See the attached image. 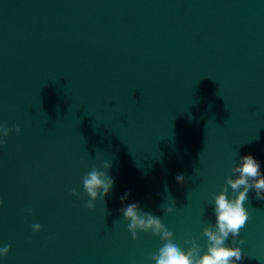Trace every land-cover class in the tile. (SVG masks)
<instances>
[{"label":"water","instance_id":"1","mask_svg":"<svg viewBox=\"0 0 264 264\" xmlns=\"http://www.w3.org/2000/svg\"><path fill=\"white\" fill-rule=\"evenodd\" d=\"M0 125V264H155L165 241L120 211L136 202L202 255L240 158L264 175V0H0ZM93 167L114 186L87 209ZM247 195L237 264H264Z\"/></svg>","mask_w":264,"mask_h":264},{"label":"clouds","instance_id":"2","mask_svg":"<svg viewBox=\"0 0 264 264\" xmlns=\"http://www.w3.org/2000/svg\"><path fill=\"white\" fill-rule=\"evenodd\" d=\"M7 126L0 125V148L6 145L3 137L9 135ZM14 131L19 134L20 127L16 126ZM111 163L105 162L103 168L108 170ZM235 178L229 177L226 180V186L223 190L214 195L215 207L213 209L216 222L215 226L211 224L203 229V235L207 237V251L200 255V246L194 238L184 241L185 244L191 245L187 251H183L180 246L173 243V232L170 231L161 219L148 212L141 211L138 202L128 204L120 209L124 220L129 221L127 231L131 234L133 240L138 239V232H151L153 235L159 236L164 245L158 250V254H154L151 259L155 264H237L244 258L242 249L236 247V244L243 245V238L237 239L240 230L245 227L249 220V212L245 208V202L248 200V192L252 189L256 192L258 199L264 200V175L261 174L259 162L251 155H245L240 158V163L232 169ZM178 183H183L185 177L180 174L176 176ZM114 186V179L110 177L107 171H100L93 167L83 177L84 193L89 197L84 205L87 209L95 207L97 199L104 200ZM228 186L236 193L234 199L227 197ZM242 189V190H241ZM72 195L81 198V193L76 189H72ZM130 193H125L121 197V201L127 200ZM3 201L0 200V207ZM168 214L175 211V206H169L163 209ZM31 209H28L31 214ZM33 232L41 230L40 224L32 225ZM231 235L232 245L227 246L226 241ZM11 245L0 247V257L8 255Z\"/></svg>","mask_w":264,"mask_h":264}]
</instances>
